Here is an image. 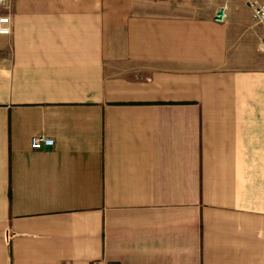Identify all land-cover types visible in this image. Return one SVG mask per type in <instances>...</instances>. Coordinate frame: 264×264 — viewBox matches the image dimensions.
<instances>
[{
	"label": "crops",
	"instance_id": "1",
	"mask_svg": "<svg viewBox=\"0 0 264 264\" xmlns=\"http://www.w3.org/2000/svg\"><path fill=\"white\" fill-rule=\"evenodd\" d=\"M249 1L0 5V264H264Z\"/></svg>",
	"mask_w": 264,
	"mask_h": 264
},
{
	"label": "built area",
	"instance_id": "2",
	"mask_svg": "<svg viewBox=\"0 0 264 264\" xmlns=\"http://www.w3.org/2000/svg\"><path fill=\"white\" fill-rule=\"evenodd\" d=\"M8 0H0V5H3ZM250 5L253 8V16L257 23L264 26V0H252L249 1ZM227 6L221 7L215 18L219 21H223L226 17ZM11 23L12 19L10 15L0 14V34H9L11 32ZM55 143L53 137L47 135H39L36 137V145L43 148L53 146Z\"/></svg>",
	"mask_w": 264,
	"mask_h": 264
}]
</instances>
